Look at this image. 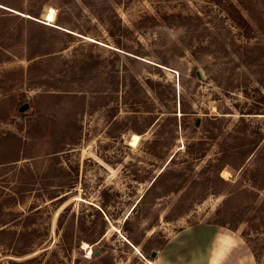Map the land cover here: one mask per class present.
I'll return each mask as SVG.
<instances>
[{"label": "rangeland", "instance_id": "rangeland-1", "mask_svg": "<svg viewBox=\"0 0 264 264\" xmlns=\"http://www.w3.org/2000/svg\"><path fill=\"white\" fill-rule=\"evenodd\" d=\"M228 12L0 0V205L21 214L6 216L14 228L41 207L43 248L68 235L61 264H264V59L241 62ZM248 140L255 153L230 156ZM16 246L0 233V264L44 250Z\"/></svg>", "mask_w": 264, "mask_h": 264}, {"label": "trees", "instance_id": "trees-1", "mask_svg": "<svg viewBox=\"0 0 264 264\" xmlns=\"http://www.w3.org/2000/svg\"><path fill=\"white\" fill-rule=\"evenodd\" d=\"M217 2H219V0H217ZM228 7V14L233 17V21L239 26L243 33V37L246 39V41L241 43V46L234 52L239 55L238 58L245 64H259V62L264 59V16H257L255 13L260 12L262 14L264 12V0H240L239 5L233 0H228ZM258 146V140H248L244 143L233 144L230 156L246 161L255 153ZM65 196L66 195L62 194L51 195L50 198L54 199L51 203H56V206H60L66 200ZM8 197L10 200H14V202H19L24 196L23 194L14 192L13 194H9ZM4 204L0 205V218L2 219L0 220V233L8 234L9 236L12 235V238L16 237V247L18 249L13 252L15 255L24 257L27 254L34 253L37 247L42 246L41 248H43L44 245L49 243L50 228L47 225L44 226L37 223V215L41 213V207L37 208L38 206H36L33 207L34 210H29L28 214L23 218L25 224L21 225V230H18V228H14L15 226L12 224V221L16 218H7L6 216L11 215L13 217L16 214V216L20 217L21 214H17L12 210L6 212L4 209L8 208H5ZM65 210L66 208L60 213L58 218L59 230L62 229ZM58 234L59 240L55 243L56 247L49 248V246H46L38 255L24 260L10 259L8 264L63 263L60 259V252H64V250L68 249L69 239L68 235L63 231H59Z\"/></svg>", "mask_w": 264, "mask_h": 264}, {"label": "bare ground", "instance_id": "bare-ground-1", "mask_svg": "<svg viewBox=\"0 0 264 264\" xmlns=\"http://www.w3.org/2000/svg\"><path fill=\"white\" fill-rule=\"evenodd\" d=\"M140 135L139 134H134L133 135V139H132V141H131V144L132 145H135L136 143H138V141L140 140ZM139 144V143H138ZM88 245H87V243L85 244V247H87ZM151 264H154L153 262L151 263Z\"/></svg>", "mask_w": 264, "mask_h": 264}, {"label": "water", "instance_id": "water-1", "mask_svg": "<svg viewBox=\"0 0 264 264\" xmlns=\"http://www.w3.org/2000/svg\"><path fill=\"white\" fill-rule=\"evenodd\" d=\"M29 108V104H25L24 106H22L21 108H20V110L21 111H25V110H27ZM198 122H199V120H198ZM199 124V123H198ZM97 255H98V253H97ZM158 255V251H153L152 252V257H156Z\"/></svg>", "mask_w": 264, "mask_h": 264}]
</instances>
